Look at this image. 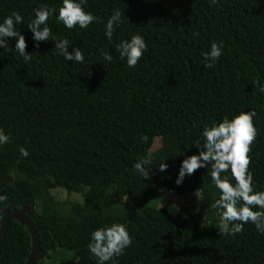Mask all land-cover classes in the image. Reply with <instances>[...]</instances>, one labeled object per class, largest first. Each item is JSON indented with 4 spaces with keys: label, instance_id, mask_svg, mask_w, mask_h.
<instances>
[{
    "label": "trees",
    "instance_id": "16d2710c",
    "mask_svg": "<svg viewBox=\"0 0 264 264\" xmlns=\"http://www.w3.org/2000/svg\"><path fill=\"white\" fill-rule=\"evenodd\" d=\"M42 4L58 8L60 0H0V20L14 11L24 17L16 27L32 56L25 62L11 40L0 49V129L10 134L0 146V195L7 197L0 209L36 208L31 218L52 264L68 255L63 264H96L90 233L111 222L132 236L118 264H264V234L253 224L219 232L211 207L219 190L209 170L175 183L180 162L198 153L205 124L252 109L257 136L249 168L255 187L264 189V0H87L85 11L99 22L67 29L55 16L48 21L69 51L82 49L83 64L56 55L51 38L34 46L27 23ZM115 9L123 22L109 41L104 25ZM137 32L148 49L129 68L116 45ZM213 40L223 41L224 54L206 67L202 53ZM157 139L162 146L155 149ZM149 150L144 178L132 164ZM162 160L163 172L156 168ZM58 188L83 202L55 200ZM170 191L199 198L193 208L160 207ZM31 248L28 229L10 221L0 264H26Z\"/></svg>",
    "mask_w": 264,
    "mask_h": 264
},
{
    "label": "clouds",
    "instance_id": "9594fccd",
    "mask_svg": "<svg viewBox=\"0 0 264 264\" xmlns=\"http://www.w3.org/2000/svg\"><path fill=\"white\" fill-rule=\"evenodd\" d=\"M213 3L216 0H212ZM87 0H60V6L55 8L48 4H42L33 8V15L27 23V30L31 33L30 39L35 47L40 42H46L50 38L53 41L56 55L63 56L66 62L71 61L79 64L85 62L84 52L80 47L71 46L67 38L57 39L49 26V18L55 16L58 23L65 28L73 29L79 27L87 28L99 19L91 11H85ZM123 14L115 9L104 25V36L111 41L117 27L123 22ZM24 17L19 12H12L0 20V49L9 46L14 41V48L25 62L32 59L31 53H26L27 43L25 36L17 25H21ZM198 35V33H195ZM116 48L119 59L126 61L129 68L135 67L147 51L148 45L144 36L140 33L131 34L128 39L121 40ZM224 54V43L213 40L209 50L203 52L206 67H213ZM105 61H112L113 56L107 52L102 53ZM260 92L264 93V86ZM256 111H240L231 118L223 117L221 120L213 121L210 125L205 124L200 136L201 142L196 140L197 154L186 156L180 162L175 183L180 185L186 176H191L197 169L209 170V174L219 197L215 199L211 207L219 215V232L235 234L243 230L244 225L251 223L260 234H264V189H257L253 180V173L249 168L251 157V145L256 139L257 129L253 118ZM144 139V138H142ZM10 142V134L0 129V146ZM21 157H28L26 148L20 147ZM167 160H162L158 170L163 172L167 169ZM152 163V153L149 150L132 164L133 169L141 177H149V166ZM7 197L0 195V202ZM3 217L0 216V221ZM132 244V236L125 224L111 222L96 227L90 233L87 244L88 252L95 258L96 264H118V257L123 255L125 249Z\"/></svg>",
    "mask_w": 264,
    "mask_h": 264
},
{
    "label": "water",
    "instance_id": "95a60500",
    "mask_svg": "<svg viewBox=\"0 0 264 264\" xmlns=\"http://www.w3.org/2000/svg\"><path fill=\"white\" fill-rule=\"evenodd\" d=\"M33 212L35 211L32 205H25L21 208L12 206L2 212L0 211V216L3 217V220L0 224V247L5 241L10 221L19 222L21 225L25 226L29 231L32 240V248L26 264H36L37 261L43 258V253L41 251L40 236L31 218Z\"/></svg>",
    "mask_w": 264,
    "mask_h": 264
},
{
    "label": "rangeland",
    "instance_id": "374dc122",
    "mask_svg": "<svg viewBox=\"0 0 264 264\" xmlns=\"http://www.w3.org/2000/svg\"><path fill=\"white\" fill-rule=\"evenodd\" d=\"M162 146V141L157 139L155 142V149H158ZM51 195L53 198L59 202H62L64 204H68L70 207L73 205V203H82L83 198L81 195H77L75 193H69L64 189H54L51 191ZM197 198H199V192H193L187 195H178L174 192H168L164 195V200L161 201L160 207H164L167 204H173L178 206L179 208H193L195 206V203L197 201ZM155 204L152 203L151 206H154ZM35 211V210H34ZM72 255L66 256V258H61L58 262L53 264H63L67 260H71ZM42 261H45L43 264H52L49 262V260L43 256Z\"/></svg>",
    "mask_w": 264,
    "mask_h": 264
},
{
    "label": "flooded vegetation",
    "instance_id": "af4514ba",
    "mask_svg": "<svg viewBox=\"0 0 264 264\" xmlns=\"http://www.w3.org/2000/svg\"><path fill=\"white\" fill-rule=\"evenodd\" d=\"M25 206V205H24ZM5 209H0V211L2 212V211H4ZM34 210H35V212H33V214H32V216L31 217H33V216H36L37 215V212H36V208L34 207ZM32 212V211H31ZM0 224H1V221H0Z\"/></svg>",
    "mask_w": 264,
    "mask_h": 264
}]
</instances>
